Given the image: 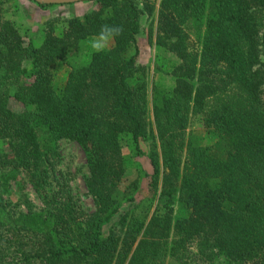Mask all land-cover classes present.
Listing matches in <instances>:
<instances>
[{
    "label": "trees",
    "instance_id": "trees-1",
    "mask_svg": "<svg viewBox=\"0 0 264 264\" xmlns=\"http://www.w3.org/2000/svg\"><path fill=\"white\" fill-rule=\"evenodd\" d=\"M83 2L36 43L0 0V264H264V0ZM141 19L168 84L136 61ZM103 24L123 33L97 53ZM60 141L82 154L90 210L54 178ZM10 182L39 210L14 212Z\"/></svg>",
    "mask_w": 264,
    "mask_h": 264
},
{
    "label": "rangeland",
    "instance_id": "rangeland-1",
    "mask_svg": "<svg viewBox=\"0 0 264 264\" xmlns=\"http://www.w3.org/2000/svg\"><path fill=\"white\" fill-rule=\"evenodd\" d=\"M158 1V0H156ZM18 5L21 7L16 13L19 15V23L22 29H26L29 36L34 38L37 43V34L40 25L43 20L53 17H68L71 15H80L83 12L89 10L92 7L90 2H78L65 5H53L44 9L37 8L32 2L28 0H17ZM140 31L136 35L135 41L138 48L137 63L143 65L147 69L148 82L158 81L162 84H168L170 81L166 77L153 71L154 65L160 70H165L163 61L165 59L170 60V56L163 52L155 51L154 46L148 42L146 36L147 22L141 19ZM111 41L108 44L110 47ZM107 47V48H108ZM162 56V59H160ZM67 68L62 63H57L54 68V81L56 84L61 85L65 79ZM9 108L13 111L17 110V107L13 102H9ZM188 132L191 134H197L201 136L203 143H208L212 140L211 134L207 133L199 123L198 117H189ZM142 150L144 147L141 145ZM123 153L126 154L127 148L123 147ZM58 160L54 166V178L59 184H66L67 190L72 199L79 204L83 209L90 210V202L85 194L83 187V177L86 176V169L84 165V159L78 147L72 143L60 141L57 146ZM138 163L145 170L149 171V167L145 159H138ZM133 177L132 173H129L126 180H130ZM10 196L5 197L8 204L14 212L25 213L28 210L38 211L41 207L37 197L29 186L23 185V190L19 191L13 182H10ZM146 188L144 182L140 183V189L136 194V200H140L146 196Z\"/></svg>",
    "mask_w": 264,
    "mask_h": 264
},
{
    "label": "clouds",
    "instance_id": "clouds-1",
    "mask_svg": "<svg viewBox=\"0 0 264 264\" xmlns=\"http://www.w3.org/2000/svg\"><path fill=\"white\" fill-rule=\"evenodd\" d=\"M122 33L123 27L121 25L103 24L98 34L91 38L90 47L97 53L103 52L107 49L109 42Z\"/></svg>",
    "mask_w": 264,
    "mask_h": 264
},
{
    "label": "water",
    "instance_id": "water-1",
    "mask_svg": "<svg viewBox=\"0 0 264 264\" xmlns=\"http://www.w3.org/2000/svg\"><path fill=\"white\" fill-rule=\"evenodd\" d=\"M36 4L42 5H65V4H73L88 0H32Z\"/></svg>",
    "mask_w": 264,
    "mask_h": 264
}]
</instances>
